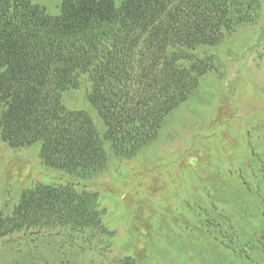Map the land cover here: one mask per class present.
<instances>
[{
    "label": "rangeland",
    "instance_id": "rangeland-1",
    "mask_svg": "<svg viewBox=\"0 0 264 264\" xmlns=\"http://www.w3.org/2000/svg\"><path fill=\"white\" fill-rule=\"evenodd\" d=\"M30 1L53 16L62 2ZM256 1L252 21L197 48L213 67L132 156L114 155L106 140L104 170L81 177L44 164L39 141L11 148L0 136L2 213L11 215L37 184H72L97 194L109 232H16L0 242V264H117L125 257L134 264H264V0ZM90 90L81 75L61 102L87 112L102 136Z\"/></svg>",
    "mask_w": 264,
    "mask_h": 264
},
{
    "label": "trees",
    "instance_id": "trees-1",
    "mask_svg": "<svg viewBox=\"0 0 264 264\" xmlns=\"http://www.w3.org/2000/svg\"><path fill=\"white\" fill-rule=\"evenodd\" d=\"M258 7L256 0H122L119 7L113 0H62L53 16L30 0H0L1 139L11 148L39 141L43 163L70 174L103 171L104 142L126 158L156 137L165 115L213 66L197 48L252 21ZM81 75L91 82L102 136L87 112L61 102ZM56 228L88 238L109 233L97 194L37 184L21 193L11 215L0 211V242Z\"/></svg>",
    "mask_w": 264,
    "mask_h": 264
}]
</instances>
